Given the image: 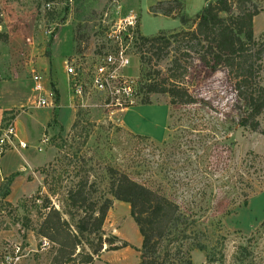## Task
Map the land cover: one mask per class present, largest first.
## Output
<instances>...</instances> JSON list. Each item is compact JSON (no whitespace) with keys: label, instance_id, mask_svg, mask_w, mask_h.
Instances as JSON below:
<instances>
[{"label":"rangeland","instance_id":"374dc122","mask_svg":"<svg viewBox=\"0 0 264 264\" xmlns=\"http://www.w3.org/2000/svg\"><path fill=\"white\" fill-rule=\"evenodd\" d=\"M159 1L167 7L168 0H0V34L8 36L7 42L0 39V68L16 71L10 76L0 74V79L13 80L16 74L25 73L17 79L19 88L7 92L16 99H29L27 112L36 114L34 77L41 76L43 84L56 91L61 101L55 109L58 121L68 123L74 114L67 104L74 102L66 94L65 60L74 55L99 54L106 32L103 21L115 22L131 13L138 16L145 37L181 30L179 19L150 12ZM212 1L185 0L184 13L193 18ZM257 3L261 12L254 19V33L260 39L264 33V0ZM145 56L151 59L150 64L143 63L135 49L125 72L137 81L136 106L108 115L96 108H79L76 102L69 132L58 126L55 117V133L46 134L50 144L43 145L42 152L30 145L25 150L29 155L35 151L39 161L50 155V161L33 168L28 181L35 180L36 188L27 195L9 200L6 195L12 178L2 183L0 264L51 263L54 245L25 225L31 222L35 230L39 228L47 199L58 210H68L67 191L81 179L96 184L94 200H113L103 229L105 238L123 237L130 243L125 251H106L107 259L113 264H139L142 237L130 206L109 194V168L182 207L188 224L173 232L164 243L165 249L182 250L192 264H208L209 258L224 260V264H264V188L250 196L248 206L233 208L229 197L235 168L247 154L255 153L264 161V135L239 127L240 104L225 71L211 72L196 63L187 86L198 103L171 105L169 96L148 94L143 88L158 78L155 70L166 71L171 57L159 61L150 53ZM148 73H152L151 80ZM148 96L153 105H141ZM21 111L11 113L16 116ZM15 116L7 113L2 130ZM23 121L30 126L27 117ZM260 122L264 131V115ZM14 148L7 145L3 155ZM180 231L186 232L185 238H179ZM94 264L110 263L96 259Z\"/></svg>","mask_w":264,"mask_h":264},{"label":"trees","instance_id":"16d2710c","mask_svg":"<svg viewBox=\"0 0 264 264\" xmlns=\"http://www.w3.org/2000/svg\"><path fill=\"white\" fill-rule=\"evenodd\" d=\"M159 1L150 8L154 16L179 19L182 29L143 36L138 45L143 63L150 64V53L161 61L171 57L165 72L155 70L158 78L143 86L148 94L167 95L171 105L190 106L197 99L187 81L196 63L211 72L225 71L239 101V127L264 135L260 118L264 115V33L256 39L254 19L261 9L257 0H215L209 2L195 17H188L185 0ZM2 12L0 9V25ZM8 41V36L0 34ZM151 80L152 73H148ZM164 77L159 79V77ZM141 105H153L149 96ZM264 161L255 153L247 154L235 168L230 192L233 208L248 206L257 189L264 188ZM109 194L130 206V215L142 237L139 264H192L182 250H167L164 243L175 230L188 224V218L178 202L132 180L128 175L109 168ZM96 184L80 180L67 191V208H55L49 199L37 230L31 222L26 229L52 243L55 254L50 264H94L104 251H118L129 244L118 237L105 238L104 225L113 206L112 199L94 200ZM9 205H12L8 202ZM230 210H226L229 214ZM68 217V218H67ZM186 230V228H185ZM185 238L186 232H179ZM120 242V246H116ZM109 245V248H105ZM208 264H224V260L209 258Z\"/></svg>","mask_w":264,"mask_h":264},{"label":"built area","instance_id":"2783aa9c","mask_svg":"<svg viewBox=\"0 0 264 264\" xmlns=\"http://www.w3.org/2000/svg\"><path fill=\"white\" fill-rule=\"evenodd\" d=\"M107 18L108 15L105 16V19ZM103 25L106 32L99 48L100 53L93 56H72L65 60V72L71 99L74 103L77 102L79 108H96L108 115H115L136 106L139 100L137 81L129 78L125 72L130 66V57L144 35L138 16L134 13L115 22L103 21ZM34 81L37 106L56 109V91L50 86L46 87L41 76H35ZM74 103L71 106L75 110ZM16 140V126L14 122H10L6 129L0 132V157L7 145L16 147ZM50 142L51 138L44 135L41 145L36 146L35 150L42 152L43 145L48 146ZM18 146L22 150L30 147L27 142H19Z\"/></svg>","mask_w":264,"mask_h":264},{"label":"crops","instance_id":"0c3cea01","mask_svg":"<svg viewBox=\"0 0 264 264\" xmlns=\"http://www.w3.org/2000/svg\"><path fill=\"white\" fill-rule=\"evenodd\" d=\"M11 72L15 75V68H0V74H8L10 76ZM23 74L25 73H21L18 75L16 74L13 80L0 79V132L2 130V125L7 113L10 112V116H15V114L11 113L12 111L18 113L19 110L21 111L23 108H26V103L30 102L29 99L26 98L23 99L19 97L18 99H16L15 97H13V95H10V93L7 92L9 89L19 88V86H17L16 84L18 81L17 79H19L20 76H23ZM66 94L69 98L70 92L68 89V83L66 85ZM57 104L60 106L61 101ZM67 105L70 109L73 110L74 115L73 118L66 124H62L60 121H58V116L55 113V109L48 108L36 107V114H29L27 112L28 109L26 108V111H21L22 113H19L14 118H12L16 126L17 132V140L15 141L16 147L12 150H9L2 157H0V188L2 186V183L5 182L6 179L12 178V183L8 191L9 194L6 195L9 200H12V197L15 196L18 197L27 195L29 190L33 191L34 187L36 188L35 180L32 182L28 181L29 176L32 174L31 171L33 170V168L43 166L50 161V155H48L44 161H39V158H37L35 151H33L31 155L26 154L25 150L19 148V142H27L30 146L36 147L38 142L42 139L44 135H53L55 133V127L53 126L55 117L57 119L58 126H60V128H62L65 133L69 132L73 126L76 112L70 106V103ZM26 117L30 122V126H28L23 121V118ZM15 153L17 157H15L14 159L13 155ZM121 238L122 241L129 243L128 241H126L125 238ZM128 248L121 249L118 251H125ZM107 254L108 253L105 251V253L101 256V260L113 264L111 260L107 259Z\"/></svg>","mask_w":264,"mask_h":264}]
</instances>
